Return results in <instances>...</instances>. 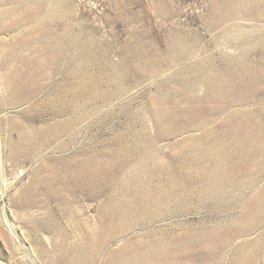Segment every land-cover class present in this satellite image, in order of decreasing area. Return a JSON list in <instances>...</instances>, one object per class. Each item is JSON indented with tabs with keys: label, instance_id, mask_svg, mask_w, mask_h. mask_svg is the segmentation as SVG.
Returning <instances> with one entry per match:
<instances>
[{
	"label": "rangeland",
	"instance_id": "374dc122",
	"mask_svg": "<svg viewBox=\"0 0 264 264\" xmlns=\"http://www.w3.org/2000/svg\"><path fill=\"white\" fill-rule=\"evenodd\" d=\"M247 50L248 62L264 63V0H0V264H122L138 247L149 252L169 239L177 246L162 264H264V132L250 143L256 156L235 158L233 173L214 194L207 191L208 177L181 154L227 142L231 130L221 128L227 110L238 112L241 125L248 113L264 120V70L251 92L241 90L242 101L212 102L200 114L185 111L184 94L203 95L214 68L240 66ZM175 51L183 53L173 61ZM219 106L225 114L210 112ZM147 155L154 159L149 186L158 185L169 206L99 245L90 231L99 226L101 198L67 191L60 202V175L82 162L119 170L132 156ZM228 169L223 166L224 174ZM200 174L204 181H197ZM122 178L105 198L119 193ZM169 181L178 189L167 188ZM205 231L215 233L213 239H204ZM89 243L95 251L80 256Z\"/></svg>",
	"mask_w": 264,
	"mask_h": 264
},
{
	"label": "bare ground",
	"instance_id": "6f19581e",
	"mask_svg": "<svg viewBox=\"0 0 264 264\" xmlns=\"http://www.w3.org/2000/svg\"><path fill=\"white\" fill-rule=\"evenodd\" d=\"M226 2V1H225ZM225 4V3H224ZM229 5V4H228ZM228 5H221V6H224L225 8L228 7ZM230 6V5H229ZM215 10V9H214ZM227 11V10H226ZM221 12V11H220ZM223 12V11H222ZM217 13V12H216ZM224 13V12H223ZM226 13V12H225ZM229 13V14H228ZM228 16H227V20H231L232 19V12L230 13L229 10H228ZM220 15V14H219ZM219 22H224L223 20L221 19H218ZM218 21L215 20L214 23L217 25L218 24ZM210 24V22H209ZM220 24V23H219ZM218 24V25H219ZM211 25V24H210ZM206 27H209L206 26ZM211 28V27H210ZM214 29V28H212ZM211 30V29H210ZM55 38V37H54ZM65 38V37H64ZM63 41V40H62ZM61 42V41H60ZM197 43V42H196ZM216 43V41H215ZM214 43V44H215ZM219 44V43H218ZM178 45V44H177ZM61 46V43L60 45ZM63 46V45H62ZM57 50H59L58 48H56ZM250 50V49H249ZM254 50V49H252ZM260 50V49H259ZM56 52V51H55ZM183 52H174L173 54V61H176L180 58V55L182 54ZM232 54V53H231ZM249 54H250V51H246L241 58L242 61L244 62H240V66L237 65V64H231L229 65L228 63H226V67L225 69H221L220 68H214L213 72L210 74L209 78L206 80V84H205V88H206V91L204 92L203 95H199L198 94V91L195 92V93H190V94H184L185 95V104H186V109L185 111L188 113V114H200V113H203V112H206V110L208 111V108L205 109L210 103H232V102H239V101H242L243 100V97L242 95L240 94L241 93V90L246 87V88H249L250 89V92L252 90V85L255 84L257 81H258V75L260 73L263 72L264 70V66L261 62V60H253V61H250L248 62L249 60ZM231 57V55H230ZM141 58L146 60V61H149L151 58L146 56L145 54L141 55ZM215 58V57H214ZM232 58V57H231ZM229 59V58H228ZM260 59V58H259ZM247 60V62H246ZM84 61V60H83ZM154 61V60H153ZM157 61V60H156ZM234 62V60H232ZM217 62V61H216ZM219 62H221L219 60ZM224 62V61H223ZM96 63V62H95ZM202 63V62H201ZM210 63V62H209ZM203 64V63H202ZM219 64V63H218ZM244 64H246V66H244ZM220 65V64H219ZM113 66V65H112ZM224 67V66H223ZM85 72V71H84ZM129 72V71H128ZM16 75H20L19 73H15ZM105 74V73H103ZM14 75V74H13ZM262 75V74H261ZM84 76V75H83ZM258 76V77H257ZM263 76V75H262ZM261 76V77H262ZM19 77V76H18ZM86 77V76H85ZM260 77V78H261ZM16 79V78H15ZM19 79V78H18ZM82 79V78H81ZM89 79V78H88ZM83 80V79H82ZM85 80V78H84ZM91 83V82H90ZM86 84V83H85ZM89 84V83H88ZM261 84V83H260ZM264 84V83H262ZM90 85V84H89ZM103 85V84H102ZM254 86V85H253ZM92 88V87H91ZM87 90V89H86ZM82 91H85L82 90ZM88 91V90H87ZM244 91V90H243ZM82 93H85V92H82ZM81 93V94H82ZM80 94V93H79ZM246 94V93H245ZM87 96V95H86ZM256 96V95H255ZM80 97H82V95H80ZM79 97V98H80ZM245 97V96H244ZM84 98V97H83ZM257 98V97H256ZM245 99V98H244ZM247 99V97H246ZM250 99V98H249ZM259 99V97H258ZM257 99V100H258ZM89 100V99H88ZM248 101V100H247ZM250 102V101H248ZM252 102V100H251ZM163 100H159V104H163ZM241 104H243L241 102ZM246 104V102L244 103V105ZM250 104V103H249ZM238 106V104L236 105ZM259 109V108H257ZM254 110V109H253ZM167 111V109H166ZM164 111V114H166V116H170L172 115L171 114V111L169 112H166ZM227 117L222 121V125H221V128H228L229 131L231 130V133L230 134V139L227 140V142H224L223 140L220 141L219 145H216L215 147H204V148H198L197 150H195L194 152L193 151H189L187 154L186 153H181V154H184L185 155V159L186 160H190L192 162H195V164H193L195 166V168L199 171V173H203L205 174L208 178V180H210L211 184H208L210 186V188L207 189L208 193L209 191L214 194L216 193L220 188H222V186L225 185V181H227V178L229 177L230 174L233 173L234 171V159L237 158V157H247L249 155L251 156H256V152H252L251 150V145L250 143L253 141L254 137H259V135L262 136V133L264 132V120L263 121H257L254 114H250L248 113L247 115L244 116L243 118V121L241 125V123L239 124V121L237 120V116H238V112L236 110H227ZM256 111V110H255ZM259 111V110H258ZM149 112V111H148ZM213 114H225V111L224 109H222V106H219L217 108H213L212 111ZM162 113H159L157 114V117H158V120L161 119V117H163L161 115ZM261 114V113H260ZM259 114V115H260ZM237 115V116H236ZM243 115V114H242ZM155 116V115H154ZM207 116V115H206ZM236 116V117H235ZM241 116V115H240ZM257 116V114H256ZM165 117V116H164ZM239 117V116H238ZM262 117V115H261ZM80 118V117H79ZM78 118V119H79ZM241 118V117H240ZM74 119V118H73ZM153 119V117H152ZM157 119V118H156ZM264 119V118H263ZM71 120V119H70ZM167 120V119H166ZM241 120V119H240ZM164 121V120H163ZM75 123V121H73ZM157 121H155L156 123ZM68 126V125H67ZM59 127V126H58ZM161 127V126H160ZM215 128H217V126H215ZM219 128V127H218ZM51 129V128H50ZM220 129V128H219ZM219 129H217L216 131H218ZM164 131V130H162ZM215 131V133H216ZM221 131V130H220ZM219 131V132H220ZM218 132V133H219ZM162 133V132H161ZM218 133L214 134L213 135V138L216 139L217 136H218ZM228 133V132H227ZM26 135H29V134H26ZM160 135V133H159ZM163 135V134H162ZM31 136V135H29ZM165 136H163L164 138ZM255 137V138H256ZM32 138V137H31ZM35 138V137H34ZM41 138V137H40ZM157 138V137H156ZM161 138V137H160ZM211 138V139H213ZM39 139V138H38ZM29 140H32V139H29ZM40 140V139H39ZM42 140V139H41ZM159 140V139H157ZM180 141V140H179ZM179 141L177 143H179ZM260 141V139H259ZM41 143V142H40ZM38 144V143H37ZM142 145V144H141ZM179 145V144H178ZM34 146V145H33ZM180 146V145H179ZM142 147V146H141ZM148 147V146H147ZM152 147V146H151ZM183 147V146H181ZM236 147L238 148V150H235ZM143 148V147H142ZM191 148V147H189ZM149 149L150 148H146ZM145 149V150H146ZM152 149V148H151ZM179 149V148H178ZM180 150V149H179ZM190 150V149H189ZM146 151V152H148ZM132 152V151H131ZM130 152V153H131ZM134 152V151H133ZM136 152H139L136 151ZM144 152V151H143ZM185 152V151H184ZM145 153V152H144ZM123 154V153H122ZM135 153H133L134 155ZM142 153H140V156H141ZM146 154V153H145ZM151 154V153H149ZM17 155V154H16ZM118 155V154H117ZM129 155V154H128ZM132 155V154H130ZM139 155V154H138ZM152 155V154H151ZM151 155H147L146 158L144 160H140V159H136L138 161H135L133 158V156L131 158H129L127 160V162L131 161V163H124L122 164L121 162V165L119 167V170H115L113 169L111 171L110 168H112L113 164L110 165V168H109V164L108 163H104L105 164V168H101L100 167H96V166H92L94 168H91L90 164L88 162H82L80 163V165H78L77 167L78 168H70L68 170L66 169H63L66 170V175L63 177L60 175L59 179L61 180L62 182V186L64 187L63 189H65L64 191L61 192L58 191V192H61V193H56V198H58V200L60 202H64L66 200V194H67V191L69 192V195H71L72 197L76 198V195L77 194H83L87 197V196H91V195H94V196H97V197H100L101 200H100V203H101V206L99 208V213H98V217H97V221L99 223V226L97 228H94L93 230L90 231V234L93 238H98L99 240V245L100 244H103V243H106L107 241L109 240H115L120 231L123 229V228H126V227H129V228H132L134 229L135 227H138L142 222H144L145 220H148L147 218L151 217L153 215V213L151 214L150 211H154V210H160V207L163 209V208H167L169 205L164 201V199H162L163 197L165 196H162L160 193L162 191H159V189H156L155 186H158V185H155L154 186V189L151 190V186H149L151 184V179L148 178V175H149V171L151 170L152 166L154 164V159L151 157ZM119 156V155H118ZM117 156V157H118ZM122 158L125 160L126 156H123L121 155ZM118 157L119 159L121 158ZM136 156V154L134 155V157ZM143 156V155H142ZM154 156V155H153ZM183 156V155H182ZM116 157V156H115ZM137 157V156H136ZM162 157V156H161ZM167 157V156H165ZM114 157H112L113 159ZM116 158V160L118 159ZM156 158H160V157H156ZM155 158V159H156ZM107 160V158H105ZM115 159V158H114ZM110 160L109 158V161L110 163L114 161L115 163V160ZM142 159V158H141ZM121 160V159H120ZM135 161V162H132V161ZM158 160V159H156ZM182 160V159H181ZM181 160H179L178 162H180ZM184 160V159H183ZM203 160H208L207 162L209 164H207L206 166L204 164H202V161ZM105 161V160H104ZM103 161V162H104ZM107 161V162H109ZM159 161V160H158ZM118 162V160L116 161ZM184 162V161H183ZM182 162V163H183ZM182 163H181V166H182ZM189 163V162H187ZM155 164H158L155 162ZM171 164V162H170ZM185 164V163H183ZM64 165V164H63ZM179 165V164H177ZM224 165H228V172L226 174H224V172L222 171V168ZM65 166H68V165H65ZM100 166V165H99ZM119 166V165H118ZM129 166V167H128ZM156 166V165H155ZM165 166V165H164ZM187 166V164L185 165ZM190 166V165H189ZM69 167V166H68ZM117 167V166H116ZM126 167H128L127 170H129L128 172H125L123 171V173L121 172V170L125 169ZM167 167V166H165ZM170 167V166H168ZM176 167V166H174ZM183 167V166H182ZM192 167V166H190ZM189 167V168H190ZM188 168V167H187ZM194 168V170H195ZM105 169V170H104ZM175 169V168H174ZM191 169V168H190ZM190 169H187V170H190ZM157 170V169H155ZM159 170H162V169H159ZM168 170V169H167ZM183 171V169H181ZM126 171V170H125ZM177 170H175L174 172H176ZM192 171V170H191ZM59 172V171H57ZM57 172L55 174H57ZM180 172V171H179ZM184 172V171H183ZM182 172V173H183ZM190 172V171H189ZM119 173H120V176L123 175V178L122 176L121 177H118L119 176ZM165 173V172H164ZM168 173V172H167ZM170 173V171H169ZM185 173V172H184ZM183 173V174H184ZM59 174V173H58ZM57 174V175H58ZM61 174V172H60ZM64 174V173H63ZM171 174V173H170ZM169 174V175H170ZM179 174V173H178ZM190 174V173H189ZM161 175V174H159ZM176 175V174H174ZM185 175V174H184ZM188 175V174H187ZM192 175V174H191ZM190 175V177H191ZM196 173L193 175V178L196 179ZM201 176H199V178L197 179V181H201L203 180L204 181V178H203V175L200 174ZM180 176V175H179ZM195 176V177H194ZM178 177V176H177ZM55 177L51 178L54 180ZM56 178H58L56 176ZM118 178H122L123 180V183H122V187L120 188V186H118L119 188H117L119 190V193L116 194V195H113V196H108L107 198H105L104 196L108 194V192L115 186L116 182H117V179ZM154 178V177H152ZM156 178V177H155ZM173 178V176H172ZM175 178V176H174ZM168 179V178H167ZM177 179V178H176ZM205 179V180H206ZM119 180V179H118ZM154 182V180H152ZM182 181V178L181 180ZM185 181V180H184ZM191 181L192 178H191ZM195 181V180H194ZM196 181V182H197ZM56 182H58L56 180ZM118 182H121V181H118ZM170 184L168 185L167 188H169L171 191L173 189H178L176 188V185H174L173 183H171V181H169ZM178 182V181H176ZM209 182V183H210ZM49 183V182H48ZM190 183V182H189ZM121 184V183H119ZM127 184V185H126ZM128 184H135L137 187L136 189H134L133 185H128ZM154 184V183H152ZM194 184V183H192ZM196 184V183H195ZM207 184V183H206ZM54 185V184H53ZM53 185H50V186H53ZM59 185V184H58ZM57 185V186H58ZM118 185V183H117ZM116 185V187H117ZM164 185V184H163ZM178 185H180L178 183ZM198 185V184H197ZM204 185V184H202ZM55 186V185H54ZM61 186V185H60ZM184 188V185L182 186ZM193 187V185H192ZM163 188V187H162ZM161 188V189H162ZM187 188V187H186ZM200 188V186H199ZM50 189V188H49ZM57 189H59V187H57ZM56 189V190H57ZM60 189H62L60 187ZM182 189V188H181ZM205 189V188H204ZM51 190V189H50ZM55 190V189H53ZM198 190V189H197ZM206 190V189H205ZM170 191V193H171ZM77 192H80V193H77ZM184 192H185V189H184ZM195 192V191H194ZM168 195H169V192H167ZM182 193V192H181ZM192 193V192H191ZM201 193V191H200ZM207 193V192H206ZM207 193V194H208ZM187 196V195H186ZM192 196V195H191ZM200 196V195H199ZM204 196H206V194H204ZM104 197V198H103ZM215 197V196H214ZM88 198V197H87ZM90 198V197H89ZM183 198V197H182ZM169 199V198H168ZM174 199V198H173ZM172 199V200H173ZM180 199V198H179ZM184 199H187V198H184ZM193 199V198H192ZM175 200V199H174ZM188 200V199H187ZM168 202V201H167ZM172 202V201H171ZM184 202V201H183ZM189 202V201H188ZM191 202V201H190ZM174 203V202H173ZM175 203H176V200H175ZM182 203V202H181ZM186 203V201H185ZM171 204V203H170ZM189 204V203H188ZM172 205V204H171ZM170 209V208H169ZM168 209V210H169ZM253 210V207L251 208ZM171 210V209H170ZM250 210V209H249ZM162 211V210H161ZM164 211L167 212V210L165 209ZM159 212V211H158ZM163 213V212H162ZM165 213V212H164ZM155 214V213H154ZM254 214V213H253ZM264 214V212H263ZM158 215V214H157ZM142 217H145V218H142ZM153 217H157L156 215H154ZM255 218V217H254ZM258 218V216H257ZM263 218V217H262ZM152 219V217L150 218ZM261 219V218H260ZM252 220H255V219H252ZM257 220V219H256ZM264 220V219H263ZM261 220V221H263ZM256 222V221H255ZM253 222V223H255ZM260 221L258 220V223ZM264 222V221H263ZM250 224V223H249ZM252 224V223H251ZM257 224V223H256ZM262 224V223H260ZM220 225V224H219ZM219 225H217L219 227ZM248 225V224H247ZM263 225V224H262ZM227 226V225H226ZM225 226V227H226ZM256 226V225H255ZM260 226V225H259ZM222 227V225H221ZM225 227H224V230H225ZM254 227V225H253ZM216 228V227H215ZM220 228V227H219ZM218 228V229H219ZM248 228V227H247ZM207 229V228H206ZM251 229V228H250ZM255 229V228H254ZM203 230V229H202ZM214 230V229H211V231ZM217 230V229H216ZM221 230V229H220ZM219 230V231H220ZM223 230V231H224ZM253 230V229H252ZM188 231V230H187ZM191 231V230H190ZM204 231V230H203ZM211 231H207L209 234H203V238H207L208 240H211L213 239L215 233H211ZM218 231V230H217ZM216 231V232H217ZM202 232V231H201ZM200 232V233H201ZM213 232V231H212ZM215 232V231H214ZM221 232V231H220ZM227 232V230H226ZM225 232V233H226ZM248 232H249V229H248ZM183 233V232H182ZM187 233V232H186ZM190 233V232H188ZM219 233V232H217ZM230 233V232H229ZM233 233V232H231ZM230 233V234H231ZM245 233V232H244ZM194 235V233H191ZM191 234L189 236H191ZM202 234V233H201ZM213 234V235H212ZM222 234H224L222 232ZM242 234V233H241ZM246 234V233H245ZM181 234H179V237H180ZM220 235V234H218ZM225 235V234H224ZM235 235V234H234ZM234 235L232 237H234ZM173 236V235H172ZM188 236V234H187ZM201 236V235H200ZM217 236V234H216ZM226 236V235H225ZM105 237V238H104ZM183 237V236H182ZM180 237V239L182 238ZM202 237V236H201ZM199 237V239H203ZM224 237V236H223ZM166 238V237H164ZM170 238V236L168 237ZM173 238V237H171ZM186 238V237H184ZM182 238L181 241L179 242H182L181 244L184 246L187 244V242L185 241V239ZM217 237H215L216 239ZM219 239H221V237L219 236L218 237ZM102 239V240H101ZM174 239V238H173ZM188 239V238H187ZM186 239V240H187ZM191 239V238H190ZM197 239V238H196ZM203 239V240H204ZM228 239V238H227ZM232 239H235V238H232ZM194 240V238H193ZM202 240V241H203ZM224 240V239H223ZM221 240V241H223ZM159 241V240H158ZM161 241V240H160ZM155 242V244L153 245V248L150 249L149 252H144L142 253L141 252V247H138L137 250L139 251L138 252V255L135 256L134 259H130V258H125L123 259V263L122 264H162L161 262L164 261L167 262L169 259V256L170 254L172 253V249L174 250V247L177 246V243L174 242L173 240L170 241L169 239V242L167 243V240L163 243V242ZM195 241H198V240H195ZM213 241V240H212ZM211 241V242H212ZM226 241V240H225ZM90 242V240L88 241ZM178 242V240H177ZM188 242H191V241H188ZM194 242V241H193ZM214 242V241H213ZM212 242V243H213ZM230 242V241H229ZM196 243V242H195ZM198 243H200V241H198ZM214 243H217L214 242ZM220 243V241H219ZM90 244V243H89ZM179 244V243H178ZM197 244V243H196ZM222 244V243H221ZM227 244V243H226ZM91 246L88 247V249L86 250H81L80 252V256L82 257H87L89 256L94 250V248L92 247V244H90ZM189 245V244H188ZM195 245V244H193ZM198 245V244H197ZM225 245V244H224ZM95 247L98 246V242L96 243V245H94ZM179 246V245H178ZM190 246V245H189ZM188 246V247H189ZM221 246V245H220ZM223 246V245H222ZM228 246V245H227ZM180 247V246H179ZM182 247V246H181ZM192 247V246H191ZM190 247V248H191ZM210 247L212 248L213 245ZM218 247V246H216ZM214 246V248H216ZM178 248V247H177ZM186 248V247H185ZM184 248V249H185ZM194 248V247H193ZM199 248V247H198ZM200 248H201V245H200ZM204 248V246H203ZM213 248V249H214ZM223 248V247H222ZM225 248V247H224ZM180 249V248H179ZM205 249V248H204ZM202 249V250H204ZM217 249V248H216ZM214 250L216 252H218L217 250ZM149 249H146V251H148ZM183 250V249H182ZM198 250V249H197ZM201 250V249H200ZM178 251V249H177ZM181 251V250H179ZM208 251H209V248H208ZM211 251V250H210ZM176 252V251H175ZM183 252V251H182ZM187 252V251H186ZM206 252V251H205ZM213 252V251H212ZM240 252V251H238ZM174 253V252H173ZM172 253V254H173ZM202 253V252H201ZM214 253V252H213ZM176 254V253H175ZM178 254H180L178 252ZM182 254V253H181ZM212 254V253H211ZM218 254V253H217ZM174 256V254H173ZM171 256V257H173ZM189 256V254H188ZM197 256V255H196ZM199 256V254H198ZM213 256H215V253L213 254ZM238 256H240V254H238ZM165 257V258H163ZM178 257V256H176ZM175 257V258H176ZM204 252H203V258H204ZM208 257V256H207ZM211 257V256H210ZM209 257V259H211ZM216 257V256H215ZM241 257V256H240ZM239 257V258H240ZM250 257V255L248 256ZM247 257V258H248ZM179 258H182V256H180ZM178 258V259H179ZM196 258V257H195ZM198 258V257H197ZM202 258V257H201ZM242 258V257H241ZM246 258V259H247ZM173 259V258H172ZM133 260V261H132ZM176 260V259H174ZM199 260V259H198ZM212 260H213V257H212ZM244 260V259H243ZM248 260V259H247ZM246 260V261H247ZM251 260V259H249ZM172 261V260H171ZM178 261V260H177ZM195 261V260H194ZM197 261V260H196ZM206 261V260H204ZM209 261V260H208ZM239 261V260H238ZM253 261V260H252ZM174 262V261H173ZM180 262V260H179ZM184 262V260H183ZM199 262V261H198ZM201 262V261H200ZM240 262V261H239ZM239 262H235V263H239ZM243 262V261H242ZM248 262V261H247ZM170 263V262H169ZM185 263V262H184ZM245 263V262H244ZM251 263V262H250ZM168 264V263H166ZM171 264V263H170ZM175 264V263H174ZM181 264V263H179ZM194 264V263H193ZM253 264V263H252Z\"/></svg>",
	"mask_w": 264,
	"mask_h": 264
}]
</instances>
